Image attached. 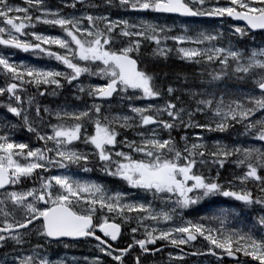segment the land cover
<instances>
[{
	"label": "snow or ice",
	"instance_id": "1",
	"mask_svg": "<svg viewBox=\"0 0 264 264\" xmlns=\"http://www.w3.org/2000/svg\"><path fill=\"white\" fill-rule=\"evenodd\" d=\"M0 109V264H264V0H0Z\"/></svg>",
	"mask_w": 264,
	"mask_h": 264
},
{
	"label": "flooded vegetation",
	"instance_id": "2",
	"mask_svg": "<svg viewBox=\"0 0 264 264\" xmlns=\"http://www.w3.org/2000/svg\"><path fill=\"white\" fill-rule=\"evenodd\" d=\"M13 3L15 4H22V0H12ZM50 4L52 6H55L56 4V0H50ZM161 19H165V17L161 16ZM39 31H45V32H49L51 34H58V30L56 29H51L48 28L47 26H38ZM8 51V50H5ZM13 60L16 61H24L25 63H31V64H35L37 66H55V67H59L58 65H56L55 61H51L48 59H35L31 56V54L29 53H22L19 51H15V55L12 57ZM83 79V77H82ZM95 79V78H93ZM4 115V110L0 109V116ZM11 118V117H10ZM20 140H27L28 137L26 135L20 134L17 137ZM95 174H97L98 176H102L103 174H101L100 172L96 171L95 169L93 170ZM236 202L234 201H230V200H225L224 198H213L212 200L209 201H204L201 204L197 205L195 207V210L192 211L191 215L186 216V218L189 219H194V218H198V216L200 215H206L209 214L213 211H215L216 209L220 208V207H231L235 204ZM236 226L238 227H243L244 225L239 223V222H235ZM58 252V253H65L67 252V254L69 256H76V257H81V256H85V255H91L89 249L87 246L85 245H79L75 248L72 249H68L65 250L62 247H57L54 246L52 249V252ZM165 253L168 251H173L170 248H165ZM147 261V264H152L153 260H156L158 262H163L166 261V256L163 253H157L155 255V257L152 256H148L145 258ZM197 259H204L203 257L197 258V257H189L187 259V264H195V262L197 261ZM228 258L225 257V261L227 262Z\"/></svg>",
	"mask_w": 264,
	"mask_h": 264
},
{
	"label": "rangeland",
	"instance_id": "3",
	"mask_svg": "<svg viewBox=\"0 0 264 264\" xmlns=\"http://www.w3.org/2000/svg\"><path fill=\"white\" fill-rule=\"evenodd\" d=\"M161 21H164L165 19H161V18H159ZM167 23H169L168 22V19H167ZM171 23H173V20L169 23V24H171ZM178 23V22H177ZM257 34H255V36H254V40L253 41H250V42H252V43H256V44H259L260 42H261V38H258V39H255L256 37H258V36H256ZM143 50V49H142ZM142 50H141V52H142ZM140 59L144 62V64L147 66V64H146V61L142 58V53H141V57H140ZM172 59H174V60H176L174 57L172 58ZM176 61H178L179 63H181L179 60H176ZM182 64V63H181ZM187 67H189V66H187ZM191 67V66H190ZM148 69L150 70V71H154V69L152 68L151 69V67L150 66H148ZM137 103H146V102H144V101H140V102H137ZM206 136H208L209 138H211V137H213V136H219V134H217V133H213V134H205ZM74 172H75V170H73ZM78 175H80V176H82L83 178H86V179H91V180H94V181H97V182H104V183H106L109 187H111V188H113V189H116V190H119L121 187H122V184L119 182V181H115V180H113L112 178H110V177H105L104 175H102V176H98L97 174H95L94 173V171H92V172H90V173H77ZM52 254H53V256L55 257V256H61V255H63V253H58L57 251L56 252H52Z\"/></svg>",
	"mask_w": 264,
	"mask_h": 264
},
{
	"label": "trees",
	"instance_id": "4",
	"mask_svg": "<svg viewBox=\"0 0 264 264\" xmlns=\"http://www.w3.org/2000/svg\"><path fill=\"white\" fill-rule=\"evenodd\" d=\"M173 19L172 18H168V22L170 23ZM255 39L261 38V36L259 34H257ZM252 43V42H250ZM142 58L146 61L147 67L150 66L151 69L153 68L154 71L156 72H161V71H173V70H179L181 68H190L187 66L182 65L181 63H179L178 61L170 58L167 65L165 66L162 63H157L155 62L152 57H151V53L146 49L143 48L142 50ZM218 134V133H217ZM220 135H226V134H219ZM190 213V212H189Z\"/></svg>",
	"mask_w": 264,
	"mask_h": 264
},
{
	"label": "bare ground",
	"instance_id": "5",
	"mask_svg": "<svg viewBox=\"0 0 264 264\" xmlns=\"http://www.w3.org/2000/svg\"><path fill=\"white\" fill-rule=\"evenodd\" d=\"M239 227V226H238Z\"/></svg>",
	"mask_w": 264,
	"mask_h": 264
}]
</instances>
